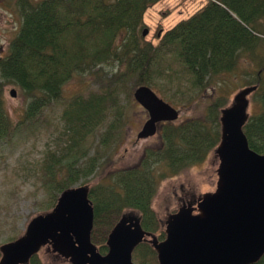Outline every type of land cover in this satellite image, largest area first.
<instances>
[{
    "label": "trees",
    "instance_id": "trees-1",
    "mask_svg": "<svg viewBox=\"0 0 264 264\" xmlns=\"http://www.w3.org/2000/svg\"><path fill=\"white\" fill-rule=\"evenodd\" d=\"M159 1L17 0L22 21L7 54H0V145L28 138L41 121L49 125V113L60 110L59 121L69 137L63 153L50 156L41 169L43 186L51 195L47 209L55 206L64 190L96 177L102 160L111 154L105 151L121 138L124 107L137 87L159 88L158 81L170 89L185 87L184 106L190 107L194 98L188 92L206 90L217 76L236 69L242 52L253 53L258 46L264 0H207L154 45L138 31L146 11ZM115 63L120 69L100 78L87 95L62 97L63 86L78 72ZM260 66L259 74L264 61ZM6 84L16 86L28 99L16 120L5 107ZM254 84L259 111L250 116L243 132L250 149L264 154V79L259 77ZM225 85L218 86L202 117L163 124L159 145L146 148L138 166L115 170L89 187L94 213L91 239L101 254H106L107 236L125 212L136 213L142 229L159 241L165 238L152 208L159 182L203 163L217 147L220 110L228 105ZM122 95L127 98L124 104ZM99 229L105 231L102 240L95 233ZM132 258L137 264H156V253L147 243L140 244ZM29 264L41 261L35 255ZM257 264H264V257Z\"/></svg>",
    "mask_w": 264,
    "mask_h": 264
},
{
    "label": "water",
    "instance_id": "water-1",
    "mask_svg": "<svg viewBox=\"0 0 264 264\" xmlns=\"http://www.w3.org/2000/svg\"><path fill=\"white\" fill-rule=\"evenodd\" d=\"M147 34L142 31V37ZM256 90L245 87L220 110L216 189L203 194L195 208L184 204L170 215L163 240L144 231L139 216L123 213L101 254L91 239L89 187L82 185L61 192L55 206L33 218L22 236L1 245L0 264H29L45 246L69 264H135L132 254L142 243L151 245L157 264H257L264 257V154L250 149L243 132L248 97ZM133 98L148 114L137 140L155 136L160 123L178 118V111L148 86L137 87Z\"/></svg>",
    "mask_w": 264,
    "mask_h": 264
},
{
    "label": "rangeland",
    "instance_id": "rangeland-1",
    "mask_svg": "<svg viewBox=\"0 0 264 264\" xmlns=\"http://www.w3.org/2000/svg\"><path fill=\"white\" fill-rule=\"evenodd\" d=\"M28 1L36 3L40 0ZM206 1L160 0L146 11L143 18L144 25L139 29L138 35L142 37V31L148 30V34L142 38L156 45L167 30L178 21L190 17L204 6ZM21 21V12L17 7V0H0L1 55L7 54L8 45L16 36ZM261 22L263 24L260 25V28L257 26V31L262 35H257L260 38L257 41L258 46L255 51L253 53L242 52L236 69L231 73L217 76L215 82L213 81V84L206 90L200 93L188 92V95H192L194 98L190 107L184 106L185 101L181 90L187 95L185 87L180 90L173 85L170 89L168 84L163 86L160 81H158L160 83L159 88L148 86L158 97L178 111V118L170 123L178 125L188 118L202 117L206 113L207 104L216 95L218 86H221L222 83L226 84L223 95L228 98L227 106H230L238 92L245 87L257 86L254 82L259 77L264 79V71L261 74L258 73L261 70L260 62L264 61V21L261 20ZM119 69L120 67L115 63L78 72L63 86L62 97L69 99L75 95H87L90 90L96 88L100 78L104 75L113 74ZM1 82L2 80H0ZM212 88L215 90L213 91ZM12 90H15L16 93L14 98L10 95ZM256 91L248 97L247 114L249 118L259 111V96L255 93ZM124 97L125 95H122L123 104L127 102V98ZM3 99L7 113L12 120L20 117L28 103V99L22 95L20 90L11 84L4 85ZM130 99L131 103L124 107V126L121 129V138L105 151L111 154L102 160L96 177L87 179L86 186L88 187L100 183L107 174L115 170H125L138 166L145 149L155 148L160 143L159 132L161 127L158 128L159 132L155 136L137 140V134L148 119V115L136 103L133 96ZM59 113V109L49 113L48 118H46L50 122H48L49 125L41 121L37 131L28 138L0 145V246L15 241L24 234L33 218L51 210L47 209L51 203V195L47 194L46 188L43 186L41 169L43 166L46 167L50 161V156L57 157L63 153L62 150H64L69 137L62 122L59 121ZM113 117V114L109 116L107 124L112 121ZM100 133H102L101 129ZM101 150L104 149L101 148ZM214 150L215 148L208 154L203 163L190 167L179 175L160 180L152 208L160 222L162 231H164L168 217L176 213L184 204H190L195 208L198 199L203 194L213 192L216 189L219 160ZM80 182L74 187L80 186ZM125 213L132 214L133 212ZM133 214L138 216L136 213ZM115 218L116 215L110 217L112 221ZM95 233L102 240L105 231L99 229ZM94 244L99 246L97 242ZM37 256L41 264H69L64 258L52 253L48 246L42 248Z\"/></svg>",
    "mask_w": 264,
    "mask_h": 264
},
{
    "label": "flooded vegetation",
    "instance_id": "flooded-vegetation-1",
    "mask_svg": "<svg viewBox=\"0 0 264 264\" xmlns=\"http://www.w3.org/2000/svg\"><path fill=\"white\" fill-rule=\"evenodd\" d=\"M148 115V114H147ZM165 124V123H164ZM163 125V123H160L159 125H158V128L160 129V127ZM159 132V131H158Z\"/></svg>",
    "mask_w": 264,
    "mask_h": 264
}]
</instances>
